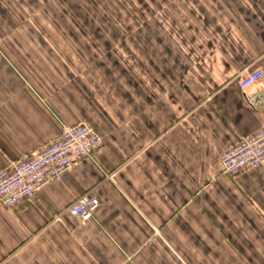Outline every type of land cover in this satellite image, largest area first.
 <instances>
[{
	"label": "crops",
	"instance_id": "crops-1",
	"mask_svg": "<svg viewBox=\"0 0 264 264\" xmlns=\"http://www.w3.org/2000/svg\"><path fill=\"white\" fill-rule=\"evenodd\" d=\"M264 0H0V169L87 123L93 157L11 208L0 264H264ZM101 201L87 220L65 211Z\"/></svg>",
	"mask_w": 264,
	"mask_h": 264
},
{
	"label": "built area",
	"instance_id": "built-area-1",
	"mask_svg": "<svg viewBox=\"0 0 264 264\" xmlns=\"http://www.w3.org/2000/svg\"><path fill=\"white\" fill-rule=\"evenodd\" d=\"M263 77L262 69H254L240 78L239 86L245 89ZM101 145V136L87 123L64 126L53 140L0 169V205L11 208L24 198H32L45 184L61 180L63 173L77 162L93 157ZM219 164L221 173L231 177L264 164V115L261 127L228 147L220 155ZM100 208L98 196L86 192L70 202L65 211L87 221Z\"/></svg>",
	"mask_w": 264,
	"mask_h": 264
}]
</instances>
